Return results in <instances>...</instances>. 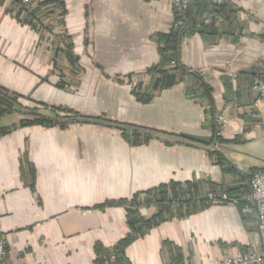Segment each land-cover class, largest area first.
I'll use <instances>...</instances> for the list:
<instances>
[{
  "label": "crops",
  "instance_id": "0c3cea01",
  "mask_svg": "<svg viewBox=\"0 0 264 264\" xmlns=\"http://www.w3.org/2000/svg\"><path fill=\"white\" fill-rule=\"evenodd\" d=\"M188 14L178 51L187 72L144 104L129 83L158 78L151 70L164 65L161 48L176 29L172 0H0V87L22 106H65L210 144L162 137L133 146L96 124L0 134L4 264H93L97 245L113 247L129 232L125 208L93 206L170 181L198 199L247 198L252 174L264 171V99L252 90L255 76L264 79V0H193ZM62 67L76 77L59 75ZM219 114L230 123L217 137ZM3 115L0 127H9ZM242 204L167 219L133 240L122 264H172L178 254L183 264H212L256 245L257 217ZM139 210L146 220L158 207Z\"/></svg>",
  "mask_w": 264,
  "mask_h": 264
},
{
  "label": "trees",
  "instance_id": "16d2710c",
  "mask_svg": "<svg viewBox=\"0 0 264 264\" xmlns=\"http://www.w3.org/2000/svg\"><path fill=\"white\" fill-rule=\"evenodd\" d=\"M213 5V4H212ZM227 5V4H225ZM225 5H214L216 7H223ZM189 10L186 13V26H179L177 24L178 17L175 13L173 30L169 35L165 37L161 53L164 56V65L161 68L156 67L151 70L153 73L158 74V78L152 86V90L148 92L139 91L133 87L132 93L136 100L140 103H149L153 99L157 91L163 88L172 86L174 84V74L187 72L183 69L178 62L179 44L183 36L188 30V18ZM152 73V72H151ZM119 83H123V80H119ZM62 87V86H61ZM20 96L10 93L0 87V117L15 109H19L26 114H30L29 117L21 119L19 122L12 124L9 127H0V134L5 135L10 133L19 127L29 126H43L54 127L60 126L66 128L71 124L76 123H91L102 124L108 127L119 130L122 137L133 146H140L147 144L153 139H159L160 137L170 138L178 142H185L190 144L207 145L203 141L197 138L190 137L184 134H175L158 130L156 128L146 126H135L129 123H123L108 119L106 116L101 115L97 117L82 115L74 109L65 106L48 105L39 103L34 108H28L21 105ZM213 141V140H212ZM168 143V141H166ZM33 173V172H32ZM182 184L170 181L168 183L160 184L156 187L150 188L145 191L136 192L131 198H123L119 200H107L105 203L96 206L99 209L106 207H123L126 210L127 225L129 227L128 234L120 240L116 246L119 249L120 260L124 255L126 247L135 239L142 237L147 229L155 227L167 219L172 218H185L192 213H195L201 208L211 206L205 199H198L192 195L187 196L182 189ZM146 205L155 204L158 207V212L149 219H144L140 214V207ZM110 248H103L97 245L96 257L93 264H101L100 256L109 251ZM2 264V262H0ZM4 264V263H3ZM172 264H183L181 256L178 254Z\"/></svg>",
  "mask_w": 264,
  "mask_h": 264
},
{
  "label": "built area",
  "instance_id": "2783aa9c",
  "mask_svg": "<svg viewBox=\"0 0 264 264\" xmlns=\"http://www.w3.org/2000/svg\"><path fill=\"white\" fill-rule=\"evenodd\" d=\"M193 0H172L175 13L178 17L177 24L179 26H186V13L190 9ZM213 5L230 4L232 0H208ZM252 90L256 93L258 99H264V79L261 76H255L252 81ZM230 119L224 115L219 114L216 117V136L220 137L223 128L227 127ZM237 133H235L236 135ZM220 150L218 143L213 147ZM250 192L247 198L241 200L239 196L233 195L227 191H210L206 196V202L211 205L233 204L240 205L243 214L256 215L258 220V228L260 238L257 244L262 245V249L257 248L256 245H251L245 250L238 251L223 259H215L212 264H264V171H257L252 174L250 181ZM119 249L116 245L103 253L100 256L101 264H121ZM7 255L6 242L3 237H0V261Z\"/></svg>",
  "mask_w": 264,
  "mask_h": 264
},
{
  "label": "rangeland",
  "instance_id": "374dc122",
  "mask_svg": "<svg viewBox=\"0 0 264 264\" xmlns=\"http://www.w3.org/2000/svg\"><path fill=\"white\" fill-rule=\"evenodd\" d=\"M55 70L57 71V73L59 74V75H69V76H71L72 78H75L76 77V71H75V69H72V68H65V67H62V68H55ZM75 80H77V79H75ZM123 80V83H121V84H128V82L130 81V80H132V79H130L129 77H125V78H123L122 79ZM128 81V82H126V81ZM75 81H73V80H71L70 79V83H69V85H71V86H73L75 83H74ZM63 84H61V86H62ZM68 85V86H69ZM129 85L131 86V87H134V88H136L137 90H139V91H143V92H148V91H151L152 90V86H147V85H143V84H139L138 82H135V83H129ZM64 86V85H63ZM133 89V88H132ZM159 91H157L156 92V94L158 93ZM37 106H38V104H37ZM15 110H19V109H15ZM15 110H13V111H11V112H7V113H5L4 115H3V117H2V119H1V123H2V125H11V124H14V123H17V122H19L21 119H24L25 117H29V115L30 114H26V113H24V112H22L21 114H20V116H21V118L18 120V118H17V115L14 113V111ZM20 111V110H19ZM130 125H135V126H140V125H137V124H133V123H129ZM122 135V134H121ZM161 138V137H160ZM125 140V139H124ZM24 168V167H23ZM144 205H146V204H144ZM146 206H149V205H146ZM6 247H7V255L5 256V258L2 260V261H0V262H2V264L3 263H5L6 262V259H7V256H8V254H9V252H8V246H7V244H6ZM110 248H112V247H110ZM120 263L122 264V261L120 260Z\"/></svg>",
  "mask_w": 264,
  "mask_h": 264
},
{
  "label": "water",
  "instance_id": "95a60500",
  "mask_svg": "<svg viewBox=\"0 0 264 264\" xmlns=\"http://www.w3.org/2000/svg\"><path fill=\"white\" fill-rule=\"evenodd\" d=\"M108 119H111V120H114V121H118V120H115V119H112V118H109V117H107ZM118 122H122V121H118ZM123 123H126V122H123ZM154 187H156V186H154ZM151 188H153V187H151ZM148 189H150V188H148ZM148 189H146V190H148ZM141 191H145V190H141ZM138 192H140V191H138ZM136 193V192H135ZM134 193V194H135ZM133 194V195H134ZM133 195H131V196H129V197H120V198H113V199H111V200H119V199H123V198H127V199H129V198H131ZM108 200H110V199H108ZM107 201V199H105L104 201H102V202H100V203H98V204H96V205H94L93 207H96V206H98V205H100V204H103V203H105ZM126 223H127V219H126ZM123 239V238H122ZM122 239H119L118 241H117V243L120 241V240H122ZM110 248V247H109Z\"/></svg>",
  "mask_w": 264,
  "mask_h": 264
},
{
  "label": "flooded vegetation",
  "instance_id": "af4514ba",
  "mask_svg": "<svg viewBox=\"0 0 264 264\" xmlns=\"http://www.w3.org/2000/svg\"><path fill=\"white\" fill-rule=\"evenodd\" d=\"M55 106H57V105H55ZM69 108V107H68ZM71 109H73V108H71ZM75 111H77V112H79V113H81L82 115H85V114H83L82 112H80V111H78V110H76V109H74ZM87 116H89V115H87ZM91 116V115H90ZM93 117H97V116H94V115H92ZM76 124H82V123H76ZM83 124H87V123H83ZM89 124H91V123H89ZM71 125H73V124H71ZM96 125H102V124H96ZM70 126V125H69ZM68 126V127H69ZM102 126H105V125H102ZM54 127H58V128H61L60 126H54ZM108 127V126H107ZM67 128V127H66ZM66 128H61V129H66ZM112 128V127H111Z\"/></svg>",
  "mask_w": 264,
  "mask_h": 264
}]
</instances>
